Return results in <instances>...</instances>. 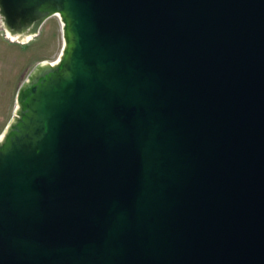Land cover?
<instances>
[{
  "label": "water",
  "instance_id": "1",
  "mask_svg": "<svg viewBox=\"0 0 264 264\" xmlns=\"http://www.w3.org/2000/svg\"><path fill=\"white\" fill-rule=\"evenodd\" d=\"M62 45L0 134V264H264V0H0Z\"/></svg>",
  "mask_w": 264,
  "mask_h": 264
},
{
  "label": "rangeland",
  "instance_id": "2",
  "mask_svg": "<svg viewBox=\"0 0 264 264\" xmlns=\"http://www.w3.org/2000/svg\"><path fill=\"white\" fill-rule=\"evenodd\" d=\"M61 45L57 16L47 18L38 34L27 42L10 40L0 24V134L13 115L18 87L37 63L55 60Z\"/></svg>",
  "mask_w": 264,
  "mask_h": 264
},
{
  "label": "bare ground",
  "instance_id": "3",
  "mask_svg": "<svg viewBox=\"0 0 264 264\" xmlns=\"http://www.w3.org/2000/svg\"><path fill=\"white\" fill-rule=\"evenodd\" d=\"M51 61H53V60H51Z\"/></svg>",
  "mask_w": 264,
  "mask_h": 264
}]
</instances>
